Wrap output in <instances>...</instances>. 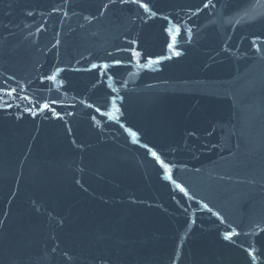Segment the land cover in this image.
<instances>
[{"label":"water","instance_id":"95a60500","mask_svg":"<svg viewBox=\"0 0 264 264\" xmlns=\"http://www.w3.org/2000/svg\"><path fill=\"white\" fill-rule=\"evenodd\" d=\"M0 264H264V0H0Z\"/></svg>","mask_w":264,"mask_h":264},{"label":"snow or ice","instance_id":"6c2138e0","mask_svg":"<svg viewBox=\"0 0 264 264\" xmlns=\"http://www.w3.org/2000/svg\"><path fill=\"white\" fill-rule=\"evenodd\" d=\"M146 7V6H145ZM153 155H155V153H153ZM229 238V237H226V239Z\"/></svg>","mask_w":264,"mask_h":264}]
</instances>
